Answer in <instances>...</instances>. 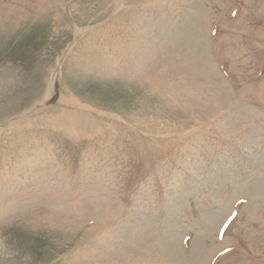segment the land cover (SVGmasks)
<instances>
[{"label":"rangeland","instance_id":"obj_1","mask_svg":"<svg viewBox=\"0 0 264 264\" xmlns=\"http://www.w3.org/2000/svg\"><path fill=\"white\" fill-rule=\"evenodd\" d=\"M0 264H264V0H0Z\"/></svg>","mask_w":264,"mask_h":264}]
</instances>
